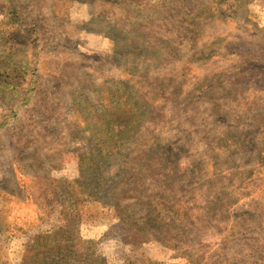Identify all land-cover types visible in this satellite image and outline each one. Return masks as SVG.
<instances>
[{
    "label": "rangeland",
    "instance_id": "obj_1",
    "mask_svg": "<svg viewBox=\"0 0 264 264\" xmlns=\"http://www.w3.org/2000/svg\"><path fill=\"white\" fill-rule=\"evenodd\" d=\"M72 203L104 264H264V0H0V264Z\"/></svg>",
    "mask_w": 264,
    "mask_h": 264
},
{
    "label": "trees",
    "instance_id": "obj_2",
    "mask_svg": "<svg viewBox=\"0 0 264 264\" xmlns=\"http://www.w3.org/2000/svg\"><path fill=\"white\" fill-rule=\"evenodd\" d=\"M120 204L121 202L117 200L114 207L121 225H123L125 219L121 214ZM73 206H75V203L67 207L70 214L64 219L62 227H58L56 231L49 235L43 234L33 238L30 249L33 253L31 264H73V261H75V264H83L87 261H90L89 264H104L95 258L92 250L91 253H86L81 239L77 236V219L75 216L71 217V207ZM139 224L140 221L137 219L132 222V226L140 231ZM73 231L76 237L72 234Z\"/></svg>",
    "mask_w": 264,
    "mask_h": 264
}]
</instances>
